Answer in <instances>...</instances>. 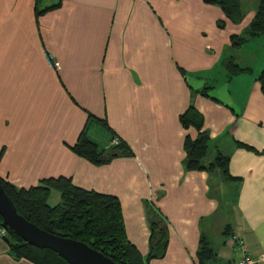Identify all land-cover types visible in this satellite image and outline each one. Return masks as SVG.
I'll return each instance as SVG.
<instances>
[{
	"label": "crops",
	"instance_id": "0c3cea01",
	"mask_svg": "<svg viewBox=\"0 0 264 264\" xmlns=\"http://www.w3.org/2000/svg\"><path fill=\"white\" fill-rule=\"evenodd\" d=\"M251 16L234 24L202 0H0V177L27 188L62 176L115 196L125 238L141 256L149 209L167 242L148 264H197L201 236L213 252L208 264H236L237 240L264 264L258 69L227 76L219 64L229 55L236 61L228 37ZM203 86H210L206 96L196 93L192 104L210 139L206 160L215 151L227 155L230 180L181 166L183 138L196 131L177 117ZM87 115L104 120L132 155L101 165L75 155L69 147L83 127L101 147L111 139ZM58 200L51 189L47 204ZM0 264L32 263L11 255L0 238Z\"/></svg>",
	"mask_w": 264,
	"mask_h": 264
},
{
	"label": "trees",
	"instance_id": "16d2710c",
	"mask_svg": "<svg viewBox=\"0 0 264 264\" xmlns=\"http://www.w3.org/2000/svg\"><path fill=\"white\" fill-rule=\"evenodd\" d=\"M202 2L217 6L224 17L234 24L239 23L247 12L242 7V2L253 3L252 16L248 23L240 33L228 37L232 48L236 49L248 40L264 35V0H202ZM58 5L59 1L36 13ZM216 25L222 27L223 21H218ZM219 64L227 76L251 71L249 66L238 64L231 55L221 58ZM179 71L183 74V71ZM255 80L264 96V65L258 70ZM209 88L210 86H203L198 90H192L187 107L177 117L182 128L192 127L196 131L194 137L185 135L183 138L184 156L181 166L183 170L217 172L224 180H230L233 177L227 170V155L215 151L212 158L206 160L210 139L201 129V113L192 104L193 95L199 93L206 96ZM88 120L99 122L109 130L111 139L106 147H101L86 135L83 127L73 145L69 147L75 155L94 165L105 164L114 157L132 155L123 140L114 138L104 120L87 115L86 123ZM112 140L115 142L112 143ZM237 145L250 149L240 143ZM1 152L2 150L0 156ZM0 185L16 212L24 219L46 232L81 241L117 264H148L151 258L162 257L165 252L167 242L165 227L159 217L149 209L147 253L141 256L125 238L120 206L115 196L75 187L69 178L62 176L43 178L36 185L27 188H17L0 177ZM51 189L59 193V200L53 206L47 204ZM226 228L229 229L228 226H225V230ZM4 231L1 239L15 258H24L32 264H68L50 249L33 247L22 241L10 229L4 228ZM212 257L213 252L208 241L201 236L196 251L197 264H208Z\"/></svg>",
	"mask_w": 264,
	"mask_h": 264
},
{
	"label": "water",
	"instance_id": "95a60500",
	"mask_svg": "<svg viewBox=\"0 0 264 264\" xmlns=\"http://www.w3.org/2000/svg\"><path fill=\"white\" fill-rule=\"evenodd\" d=\"M0 227L10 229L25 243L47 248L68 264H117L85 243L46 232L19 215L0 185Z\"/></svg>",
	"mask_w": 264,
	"mask_h": 264
},
{
	"label": "rangeland",
	"instance_id": "374dc122",
	"mask_svg": "<svg viewBox=\"0 0 264 264\" xmlns=\"http://www.w3.org/2000/svg\"><path fill=\"white\" fill-rule=\"evenodd\" d=\"M242 7L248 12L253 8V3L242 2ZM230 52V50L227 51V54ZM233 52L238 64L259 70L264 65V35L250 39L249 42L243 44L240 51L234 49Z\"/></svg>",
	"mask_w": 264,
	"mask_h": 264
},
{
	"label": "built area",
	"instance_id": "2783aa9c",
	"mask_svg": "<svg viewBox=\"0 0 264 264\" xmlns=\"http://www.w3.org/2000/svg\"><path fill=\"white\" fill-rule=\"evenodd\" d=\"M115 140H112V143H114ZM5 234L4 228L0 227V238ZM238 244L241 255L239 259L237 260L236 264H258L257 260L254 259L249 253H247L244 249V246L241 244L239 240L236 241Z\"/></svg>",
	"mask_w": 264,
	"mask_h": 264
}]
</instances>
